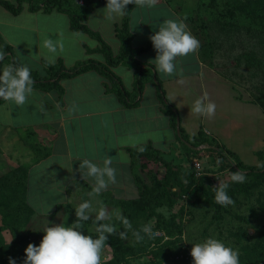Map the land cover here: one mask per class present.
Returning <instances> with one entry per match:
<instances>
[{
	"label": "crops",
	"instance_id": "crops-1",
	"mask_svg": "<svg viewBox=\"0 0 264 264\" xmlns=\"http://www.w3.org/2000/svg\"><path fill=\"white\" fill-rule=\"evenodd\" d=\"M9 1L14 3L15 0ZM42 4L30 10L29 1H23L16 14L0 4V40L9 45L8 56L17 64H28L32 72L43 79L47 78L49 67L57 62L63 70H70L79 61L105 64L129 92V97L125 102L119 98L114 81L94 65H89L77 74L59 77L56 84H34L33 94L22 106L0 101V133L11 142L7 155H15L13 161L27 173L29 187L38 186L32 195L34 201L39 202L34 197L43 192L51 197L54 205L78 201V190L72 191L75 181H84L89 192L91 190V181L82 179L77 171L78 159L100 158L106 154L112 156L113 166L117 169V183L106 191L116 198L136 197V153L132 154L130 149L137 150L139 145H144L145 151L163 158L184 147L172 123L173 114L158 95L156 81L160 82L167 100L175 106L179 126L190 141H194L199 130L207 137L221 139L229 134V130L242 137V125L236 127L237 108L232 88L224 78L206 70L199 58V50L179 57L177 72L173 76L154 70L152 60L156 50L149 37L158 30L154 28L155 23L166 17H181L180 11L169 2L157 0L153 7L134 5L129 12L131 36L126 48L128 51L138 50L133 58L143 71L142 89L137 95L132 93L136 67L126 61L108 63L102 48V44L107 45L112 56L120 52L121 39L117 31L122 18L109 21L110 26L106 28L105 19L92 20L95 9L104 7L106 0L93 6L83 20L94 35L73 29L66 11L54 7L45 9ZM106 30L110 33L109 38ZM46 37L57 43L54 59L53 54L43 47ZM205 94L217 104L216 115L212 118L191 112L192 101ZM15 117L18 118L17 124H13ZM12 128L18 132L12 133ZM21 147L28 148V151H14V148ZM121 153L127 155V162L121 161ZM7 155L3 157L6 159ZM6 164H9L7 159ZM128 187L130 190L127 191ZM87 199L101 202L100 196Z\"/></svg>",
	"mask_w": 264,
	"mask_h": 264
},
{
	"label": "rangeland",
	"instance_id": "rangeland-1",
	"mask_svg": "<svg viewBox=\"0 0 264 264\" xmlns=\"http://www.w3.org/2000/svg\"><path fill=\"white\" fill-rule=\"evenodd\" d=\"M165 1L175 6L181 17L186 16V24L200 41L199 58L206 70L224 78L231 86L237 108L236 127L242 125L243 133L239 137L229 130V134L221 139L202 138L194 147L184 146L165 155L166 163L155 155L135 159V171L151 184L170 172L165 186L170 202L165 201L152 212L143 211L135 219H129L133 229L150 223L153 226L151 236L137 243L129 231L126 239L120 238L122 248L119 252L107 242L102 264H192V243L210 234L237 248L240 264H264V157L259 156L260 151L264 152V0H231V15L221 16L206 9L196 10V0ZM103 8L95 9L92 20L104 19L100 11ZM103 23L104 28L110 26L108 20ZM105 34L110 37L108 30ZM3 61L2 65L8 63L7 58ZM59 63H55L53 69L62 67ZM17 119H12L13 124L18 123ZM11 131L18 132L15 128ZM1 135L0 264H9V258L22 264L26 255L24 249L29 242L40 243L42 230L49 222L72 223L75 220L74 209L82 199L89 197V190L84 181L72 182V191L79 192L78 201L70 202L74 212L63 207L57 209L56 206L65 202L54 205L45 192L34 197L39 202L34 201L32 195L38 186L29 187L27 173L16 166L15 155H7L10 140ZM21 149L28 151L26 147L14 148V151L18 153ZM219 150L227 155V151H233L237 157L232 160H239L242 166L259 168L263 174L255 181L253 174L240 167L239 170L246 172L245 182L250 186L233 193L234 205L223 207L216 215L213 213L215 200L201 195L199 188L213 192L218 183L227 182L229 187L236 184L230 181L231 173L236 170L219 157ZM6 155L9 164H6ZM197 170L200 173H196ZM16 175L25 179L24 187H18V190L12 189L11 180ZM22 198L27 208H22ZM98 202L92 200L93 206L98 208ZM104 205L110 210L119 209ZM213 215L216 216L213 218ZM116 226L123 230L121 224ZM86 231L95 234V225L89 224Z\"/></svg>",
	"mask_w": 264,
	"mask_h": 264
},
{
	"label": "clouds",
	"instance_id": "clouds-1",
	"mask_svg": "<svg viewBox=\"0 0 264 264\" xmlns=\"http://www.w3.org/2000/svg\"><path fill=\"white\" fill-rule=\"evenodd\" d=\"M157 0H106L101 9L102 17L114 21L127 15L128 5L138 7H153ZM135 27V26H134ZM133 27V28H134ZM154 31L149 39L156 56L152 60L154 70L166 76H173L177 72L179 57H186L195 53L200 48L199 39L189 30L185 18L166 17L155 23ZM43 47L54 56L57 52V43L51 38L43 40ZM4 57L0 51V60ZM32 69L26 63H9L0 66V100L12 102L22 106L33 94L35 83ZM132 74V73H130ZM217 104L206 94L196 96L191 103V112L204 118L216 115ZM139 152H144L145 146L137 147ZM122 162H127V155L121 153ZM78 169L82 179L91 181L89 197L99 196L117 183V169L113 166L111 155H103L78 159ZM246 172L236 170L231 173L232 183H244ZM229 183H218L214 191V200L222 207L234 205L235 201L228 192ZM99 207H94L91 199H82L75 207L76 220L72 223H52L42 230L43 236L39 244L29 242L24 249L26 253L22 264H102L103 252L113 234H118L121 239H126L129 231L137 243L145 237H150L153 226L150 223L133 229L131 221L119 209L110 210L102 202ZM50 205L46 210V215ZM113 218L123 226L118 230ZM95 225V234L86 231L85 222L90 221ZM193 258L192 264H240V252L231 244L214 234L193 242L190 249ZM9 264H16L15 259L9 258Z\"/></svg>",
	"mask_w": 264,
	"mask_h": 264
},
{
	"label": "trees",
	"instance_id": "trees-1",
	"mask_svg": "<svg viewBox=\"0 0 264 264\" xmlns=\"http://www.w3.org/2000/svg\"><path fill=\"white\" fill-rule=\"evenodd\" d=\"M23 1H29V9L30 10H34V9L39 8L40 3H43L42 5H44L45 9H50V8L54 7L57 10L66 11L70 15L71 27L73 29L84 30V31L89 32L91 35H94V33L86 27V25L83 23V20L87 17V15L89 14V12L93 8V6H95L96 4H101L104 2V0H97L96 2H93L90 0H83V3L79 4L75 0H36V2H32V0H15L13 3L12 1H9V0H0V4L3 5L10 12L16 14L21 10ZM230 1L231 0H196V4L194 7L196 10L206 9L209 12L216 14V15H219V16L231 15L233 6H232ZM133 6H134V4H129L127 6L128 7L127 15H125L122 18L121 26L117 31L118 36L121 39L120 52L117 55L112 56V54L109 50V47L107 45L102 44V48L104 49V53L107 57L108 63L114 64V63H118L119 61H126V62L132 63L136 67L135 84H134L132 93L134 95H137L140 93V91L142 89L143 71L140 69V67H139L140 65L137 64V62H135V60L133 58V55L136 52H138V50L128 51L126 48L128 42H129L130 36H131L129 31H128V19H129V12ZM182 17L185 18L186 16L183 15ZM185 20H186V18H185ZM9 49H10L9 45L4 43L2 40H0V51H3V53H4L3 59L0 60V65L5 58L8 59V63H16L11 58L10 55L8 56L7 51H9ZM89 65H94L103 74L109 76L111 78V80L114 81V84H115L114 89L116 90L119 98H121L125 102L126 98L129 97V96H127L129 94V92L123 87L120 80L113 75V73L108 69V67L105 64H102L99 62L79 61L70 70H63V69H61V66L56 68V69H53L55 67V65H52L48 69L52 72L51 73L49 72L47 78H44V79L41 78L40 76H38L35 72H32L31 74H32V77L35 81V83H34L35 85H38V84L44 85L47 82L52 83V84H56L59 77L71 76V75L77 74L80 71H82L83 69H85L86 67H88ZM52 77L54 78V80H50V78H52ZM156 87L158 90V95L161 97L163 104L173 114L172 123L176 129L177 138L181 141V143L185 147H187V148L194 147L193 145H195L196 141L198 142L202 138L207 137V136L203 135L201 130H199L198 135L195 137L194 141L193 142L190 141L188 139V136L184 133V130L181 128V126H179V124L177 125L178 112H177L175 106L167 100L165 93L161 87L160 82L156 81ZM202 141H204V140H202ZM203 143H205V142H203ZM130 152L132 154L136 153L138 155L137 157L134 158V162H135V159L137 160V158H139V157L146 158V156H151V155L158 156L161 158V160L163 159L162 161H164V162L166 161L164 158H162V156H159L156 153H152L149 150L144 151V152H139L137 150L130 149ZM227 153H228V155L226 153L224 154L223 151L219 150V157H221V159L226 160L230 165L233 166V168L235 170H238L240 167L245 169L247 171V173L254 175L255 181L258 180L262 176L263 171L260 170L259 168H255L253 166H242L241 165L242 163L239 160H237V161L232 160V157L233 158L237 157L233 151L229 150V151H227ZM259 156L264 157V152L260 151ZM169 176H170V172H166L165 175H163L161 177L157 176L158 178L156 180H154L151 184V182L144 181L143 178H141V176L139 175V173L135 172V182H136L137 187H138V195L136 197L128 198V199L116 198V197H113L106 190L104 192H102L99 196H100L101 202L103 204H107L111 207L122 209L123 213H125V216L128 217V219H135L137 217V215L139 213H142L143 211L148 210V211L152 212L156 206L161 205L163 202H165V201L170 202L168 195H167V190L165 188V186L168 182ZM11 181L14 184V187L12 189L18 190V187H21V186L24 187V185H25V179L23 178V176L16 175L14 178H12ZM249 186H250V184H248L246 182L236 183V184L229 187V189H228L229 195H233V193H239L241 191H244ZM199 192L201 195L208 196L209 198L214 199V191L208 192L206 190L199 188ZM24 201H25V199L22 198L21 199V202H22L21 204H23L22 208L23 207L27 208V206H26L27 204L25 205ZM61 207H63L65 210H69L71 212H74L69 203H65V204L63 203L62 205L59 204L58 206H56L57 209L61 208ZM222 210H223V207L216 203L215 210L213 213L217 215ZM215 216L213 215V218ZM75 220H76V216H75ZM113 222L115 224H120L119 221L115 220V218H113ZM91 223H92L91 220L88 222H85V228H86V226H88ZM108 242L116 252H119L121 250V248H122L121 244L122 243L120 241V237L118 236V234H113L112 236H110Z\"/></svg>",
	"mask_w": 264,
	"mask_h": 264
},
{
	"label": "built area",
	"instance_id": "built-area-1",
	"mask_svg": "<svg viewBox=\"0 0 264 264\" xmlns=\"http://www.w3.org/2000/svg\"><path fill=\"white\" fill-rule=\"evenodd\" d=\"M77 3H79V4H82L83 3V0H75ZM196 173H200V170H197V172Z\"/></svg>",
	"mask_w": 264,
	"mask_h": 264
},
{
	"label": "water",
	"instance_id": "water-1",
	"mask_svg": "<svg viewBox=\"0 0 264 264\" xmlns=\"http://www.w3.org/2000/svg\"><path fill=\"white\" fill-rule=\"evenodd\" d=\"M179 124L178 120H177V125Z\"/></svg>",
	"mask_w": 264,
	"mask_h": 264
}]
</instances>
